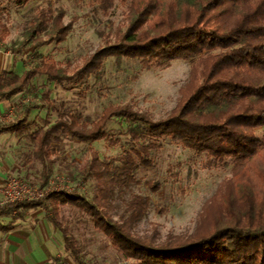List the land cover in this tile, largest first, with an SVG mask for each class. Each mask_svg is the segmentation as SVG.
I'll return each instance as SVG.
<instances>
[{"label": "trees", "instance_id": "1", "mask_svg": "<svg viewBox=\"0 0 264 264\" xmlns=\"http://www.w3.org/2000/svg\"><path fill=\"white\" fill-rule=\"evenodd\" d=\"M20 8L32 3L54 4L62 0H12ZM91 1L109 15L121 0ZM128 11L113 43L88 56L73 74L56 62L35 54L21 76L0 74V102H8L28 91L36 77L62 86L90 77L101 80L105 64L114 60L137 61L143 69L168 66L175 61H194L189 80L180 90L176 107L162 120L129 105L110 106L88 123L82 115L59 107L44 93L49 115L57 120L31 134L33 160L43 166L46 182L56 148L64 139L96 143L107 139L113 121L127 124L126 135L133 146L127 153L121 176L105 180L95 155L91 172L99 179L92 200L76 193L54 192L46 201L25 202L15 208H0V231L9 230L2 220H25L28 213L45 208L47 219L61 233L64 251L75 264H86L83 252L59 220L62 207L87 213L95 229L108 238L125 261L135 264H264V0H122ZM65 12L42 9L24 40L6 50L14 55L30 47L41 49L64 43L72 25L64 23ZM9 33L1 22L0 43ZM28 105L14 124L0 123V135L27 130ZM205 156L209 168L233 166V177L223 182L205 205L191 236H169L163 243L135 234L136 225L148 211V203L136 197L128 206L129 216L116 221L108 215L117 184L132 182L131 171L139 165L151 167V152L162 142ZM123 176V177H122ZM124 178V179H123ZM154 191L158 187L150 184Z\"/></svg>", "mask_w": 264, "mask_h": 264}, {"label": "rangeland", "instance_id": "2", "mask_svg": "<svg viewBox=\"0 0 264 264\" xmlns=\"http://www.w3.org/2000/svg\"><path fill=\"white\" fill-rule=\"evenodd\" d=\"M0 7L1 22L9 33L5 45L0 43V74L9 72L17 76L29 69L35 54L56 62L73 74L88 56L107 43H113L128 11L127 3L122 0L107 16L91 1L62 0L50 5L32 3L20 8L12 0H0ZM42 9L53 14L65 12L64 23L72 25L66 41L41 49L30 47L21 55L8 52L7 48L16 47L24 40ZM193 63L175 61L162 68L146 70L137 61L118 64L109 60L99 81L90 77L57 86L38 76L31 85L37 91L35 96L25 91L8 102H0V123L7 125L16 123L26 106L38 107L27 119V130L19 135H0V198L6 182L15 179L35 185L40 190L49 187L50 191L58 186L90 201L100 181L91 172L95 155L105 180L121 176L123 172L126 155L133 146L126 135L127 124L116 120L109 124L108 137L104 141L87 144L64 139L56 148L54 163L49 167L48 178L44 182L43 166L33 160L34 146L30 141L31 134L47 128V120L50 124L57 120L55 115L48 114L44 93L49 92L50 99L59 107L63 105L62 109L82 115L90 124L106 108L123 105L147 113L154 120H162L176 107L179 92L189 80ZM256 134L264 141V130H258ZM162 146L160 151L151 152V167L141 166L137 160L139 167L131 171L133 181L116 185L108 210L111 218L122 221L129 216L128 206L136 197L147 201L148 211L134 232L141 238H155L157 243L165 242L169 236L193 235L205 205L220 185L233 177L232 165L211 169L205 156L170 140L163 141ZM150 184L156 185L157 191ZM59 220L81 247L86 264H135L124 260L111 241L95 229L86 212L65 206L60 210ZM2 222L22 232L37 230L47 236L50 234L58 251L56 257L64 261L61 264H75L64 251L62 235L48 221L45 208L28 213L25 220Z\"/></svg>", "mask_w": 264, "mask_h": 264}, {"label": "crops", "instance_id": "3", "mask_svg": "<svg viewBox=\"0 0 264 264\" xmlns=\"http://www.w3.org/2000/svg\"><path fill=\"white\" fill-rule=\"evenodd\" d=\"M3 226L9 230L0 231V264H61L64 262L56 257L58 251L50 234L47 236L37 230L22 232L10 225L3 224Z\"/></svg>", "mask_w": 264, "mask_h": 264}, {"label": "built area", "instance_id": "4", "mask_svg": "<svg viewBox=\"0 0 264 264\" xmlns=\"http://www.w3.org/2000/svg\"><path fill=\"white\" fill-rule=\"evenodd\" d=\"M40 190L37 186L19 182L15 179H10L6 182L2 198H0V208L13 207L15 208L20 203L46 201L47 197L54 192L67 191L58 186L49 191Z\"/></svg>", "mask_w": 264, "mask_h": 264}]
</instances>
